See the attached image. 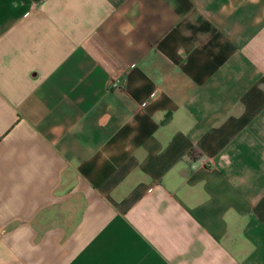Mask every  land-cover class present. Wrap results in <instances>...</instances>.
<instances>
[{
    "label": "crops",
    "instance_id": "1",
    "mask_svg": "<svg viewBox=\"0 0 264 264\" xmlns=\"http://www.w3.org/2000/svg\"><path fill=\"white\" fill-rule=\"evenodd\" d=\"M0 264H264V0H0Z\"/></svg>",
    "mask_w": 264,
    "mask_h": 264
},
{
    "label": "built area",
    "instance_id": "2",
    "mask_svg": "<svg viewBox=\"0 0 264 264\" xmlns=\"http://www.w3.org/2000/svg\"><path fill=\"white\" fill-rule=\"evenodd\" d=\"M126 79V78H125ZM124 79V80H125ZM127 80V79H126ZM113 83V85H118V82L117 81H114V82H112Z\"/></svg>",
    "mask_w": 264,
    "mask_h": 264
}]
</instances>
